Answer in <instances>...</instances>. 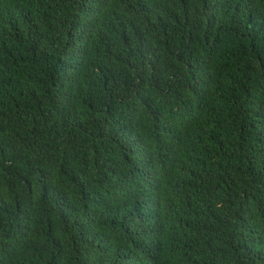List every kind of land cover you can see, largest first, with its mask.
<instances>
[{
    "label": "trees",
    "instance_id": "obj_1",
    "mask_svg": "<svg viewBox=\"0 0 264 264\" xmlns=\"http://www.w3.org/2000/svg\"><path fill=\"white\" fill-rule=\"evenodd\" d=\"M0 264H264V0H0Z\"/></svg>",
    "mask_w": 264,
    "mask_h": 264
}]
</instances>
